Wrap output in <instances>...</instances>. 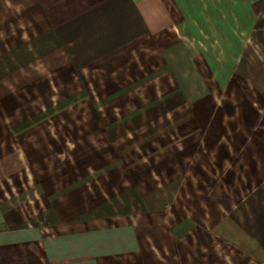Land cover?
<instances>
[{"label":"crops","instance_id":"1","mask_svg":"<svg viewBox=\"0 0 264 264\" xmlns=\"http://www.w3.org/2000/svg\"><path fill=\"white\" fill-rule=\"evenodd\" d=\"M14 24L15 37L29 36L32 41L25 49L17 38V49L33 54V61L21 56L16 67L61 70L58 82L42 80L39 86L60 85L63 98L45 93V100L69 97L73 69L112 68L119 74L117 70L137 69L134 54L140 62L143 59L145 75L140 79L163 84L167 97L152 96L148 106L113 118L111 124H99L97 116L98 126L107 127V142L121 155L130 149L133 153L151 149L156 155L158 134L166 133V138L175 134L176 146L166 147L172 160L165 163H176L182 173L161 186L151 180L141 187L133 170L136 160L123 168L126 157H115L110 162L114 167L106 168L105 176L112 180L103 194L87 187L93 183L91 171L103 169L107 162L93 164L82 180L39 168L38 196L46 208L41 216L25 214L10 200L0 175V264H218V254L219 264L231 262L233 254L240 264H264V0H0L4 32L0 53L14 47L4 49V43L13 42L9 35ZM3 63L11 67L14 61L4 55L0 68ZM3 77L1 121L9 114ZM18 101L12 105L18 109L16 115L32 119L12 125L16 135L42 129V121L63 109L48 103L26 114ZM175 107L177 116L169 124L166 120L162 128L154 124ZM115 113L109 109L107 115ZM41 147L38 142L35 148ZM207 148L211 151L207 163L217 166L220 174L219 166L232 168L215 181L213 191L219 201L204 206L212 259L202 254L204 238H196L202 225L194 218L201 214L175 223L164 215L183 191L186 166L195 160L187 151L196 156ZM166 170L172 174L170 168ZM121 173L122 179L114 181ZM127 174L132 188L124 186ZM236 196L241 199L229 201ZM173 243L176 262L160 248Z\"/></svg>","mask_w":264,"mask_h":264},{"label":"rangeland","instance_id":"2","mask_svg":"<svg viewBox=\"0 0 264 264\" xmlns=\"http://www.w3.org/2000/svg\"><path fill=\"white\" fill-rule=\"evenodd\" d=\"M15 24L10 26L9 37L13 36L11 38L13 42L10 44L4 43V49H9L10 46L14 47L4 53H0V59L4 55H9L10 59L14 61V63H11V67L3 63V67L0 68V76H4L3 78L6 80L2 86L8 91L9 99V106L7 107L9 111L8 117L7 119L3 118L2 121L0 120V175L5 179V191H8L10 200L20 206L25 214L30 213L35 216H41L46 212V208H43L42 201L38 196L39 183L37 180L39 168H47V173L50 170L53 174H65L64 178L68 180H82V176L92 170L93 164L96 165L98 163L97 166H99L101 161L107 162L108 164L103 169L91 171L90 179L93 180V183L87 187L92 192L100 191L103 194H107L106 190L110 188L109 182L112 180L111 177L105 176L107 172L106 168L112 169L114 167V165H110V162H113V158L115 157H126L124 158L125 162L121 164L123 168L130 166L128 161H131V159L136 160V167L133 170L136 169V183L141 187L148 185L151 180H154V185L161 186L170 177L176 178L181 175L182 170H178L181 166L176 165V163H165L168 160H172L169 154L171 150H167V148L172 147V145L176 146L177 140L175 134L173 138H171L170 134L169 138L165 137L166 133L158 134L157 139L160 142H155L153 149L156 150V155H152L151 149H139L136 153H133V149H130L121 155L118 154V147L107 142L108 134H105L107 127L103 129L101 126H98L96 120L98 116L100 118L99 124H108V122L111 124L113 123V118L119 120L125 114L133 113L139 108L148 106L152 96L161 98V100L167 97L164 92L166 87L163 84H159L156 80L152 84L149 81L146 84L147 82L145 83L144 78L140 79L145 75V68L142 63V61L144 62L143 59L140 62L138 56L134 54L132 60L136 63L137 69L117 70L119 74H115V69L113 70L112 68L106 70L88 67L77 70V72L73 69L71 71L73 84H70L71 92L67 93L69 97L62 99V101L58 99L45 100V93L50 96H55L57 93V98H63L61 97L62 89L59 90L60 85L55 83L43 84L42 89L39 86L42 80L43 82L48 80L58 82V79L61 78V70H52L53 72L51 73L48 69L36 68L34 70L32 67H16L21 56L26 55V61L31 59L33 61V54H31L32 52L25 51L32 42L29 36H26L24 40L15 37L18 33V26ZM3 35L4 32L0 31V37ZM17 38L20 44L25 45V49L22 50L25 53L17 49ZM155 73L156 71L154 70ZM79 79L83 80L84 83H77L76 80ZM120 80L123 81V84L114 83V81ZM148 91L153 94L147 95ZM112 94L114 95V99H112ZM17 97H19V101ZM74 98L78 99L72 100ZM122 99L126 100L121 101ZM22 100L24 101L22 102ZM17 101H21V104L25 106L23 111L26 114L36 113L48 103H56L57 110L63 109L54 112V115L46 121H42V129H33L29 132L16 135L11 131L12 125L16 124V122H22L24 119L26 121H31L32 119L16 115L18 109L16 107L13 108L12 105ZM62 102L64 104L58 107ZM1 104L2 101H0V108H2ZM65 104L68 106L65 107ZM176 108L166 111L154 124L159 128H162L166 124L165 120L169 124L177 114ZM109 109H115L116 116H108ZM104 112L107 116L100 117L99 115ZM24 125H27L26 122ZM29 125H32V122ZM81 128L84 131H81ZM38 142L43 147L35 148ZM125 142L127 143L128 141ZM214 155L212 153V156ZM187 156L190 158L195 157V160L191 159V163L185 168L183 191L176 194L173 202L165 209L164 215L171 219L172 223H175L183 217L191 218L193 215L201 214L199 217L194 218L202 225L200 232L197 230L196 238H204L205 245H200V248L203 250L202 254L206 256L205 259L208 258V255L212 259L213 250L208 245L209 241L206 239L209 238L210 225L209 223L207 224L208 212L204 206L205 204H214L219 201L218 199L220 198H217L214 195L215 191H213L214 187L217 186L215 181L220 176L224 178L225 170L229 168L231 170L232 168L230 166H219L223 170L222 174H220L217 166L208 164L207 158L211 156V151L208 148L196 156H193L192 150L189 153L187 151ZM137 158H140V160H137ZM39 163L41 165H38ZM167 168H170L172 170L171 173L174 174L170 173L171 175H168ZM195 170V178H193ZM123 175L122 173L120 177L116 175L114 181L122 179ZM123 181H125L124 186L132 188V184L129 183L128 174ZM201 186L202 190H200ZM203 187L205 188L204 190ZM228 199L235 202L241 199V197L236 196ZM202 210L203 212L201 213ZM192 235L191 233L190 236ZM198 246L193 249L191 246L189 250H194ZM160 248H162L164 254L169 255V259L176 262L175 254H177V248L175 243L171 247L164 244ZM223 256L224 254H222ZM233 257L231 262L228 259L227 264H240V259L235 258L234 254ZM217 258V263L219 264L221 255L218 254Z\"/></svg>","mask_w":264,"mask_h":264}]
</instances>
